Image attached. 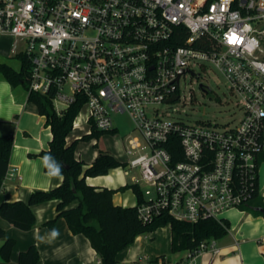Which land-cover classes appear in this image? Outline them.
Segmentation results:
<instances>
[{
	"label": "built area",
	"instance_id": "built-area-1",
	"mask_svg": "<svg viewBox=\"0 0 264 264\" xmlns=\"http://www.w3.org/2000/svg\"><path fill=\"white\" fill-rule=\"evenodd\" d=\"M2 36L12 38L9 56L29 61V93L50 97L59 115L81 104L72 126L79 138L116 130L112 113L131 116L142 139L128 140L125 154L138 155L125 167L140 168L155 188L138 206L144 223L165 212L223 221L225 211H245L262 195L264 0H0ZM209 66L227 80L241 117L172 118L181 79ZM13 174L9 168L6 178ZM219 250L210 238L184 259L196 264ZM132 264L182 263L162 256Z\"/></svg>",
	"mask_w": 264,
	"mask_h": 264
},
{
	"label": "crops",
	"instance_id": "crops-1",
	"mask_svg": "<svg viewBox=\"0 0 264 264\" xmlns=\"http://www.w3.org/2000/svg\"><path fill=\"white\" fill-rule=\"evenodd\" d=\"M5 38L11 37L2 36L0 41ZM9 42L12 41L9 39ZM2 48L0 46V62L14 67L8 60H19L9 56L7 48ZM30 95L26 86L12 85L0 74V135L12 133L14 138L9 162L14 174L3 183L0 203L27 201L35 192L60 185L64 178L62 174L53 175L47 169L44 153L50 150L52 128L46 114L40 111ZM69 136L67 141L71 143L75 139L70 140ZM98 153L99 150L95 151L87 161L76 150V156L84 161V169L92 164ZM86 180L91 185L115 189L113 201L118 205L134 206L138 203L132 184H138L143 194L140 181L134 175L129 176L125 165L112 168L105 175L88 176ZM143 197L145 199L144 194ZM57 204L58 200L34 204L32 208L36 214V224L30 230H22L0 215V227L5 229L8 237L16 240L10 260L5 261L0 256V264H18L20 252L31 244L39 249L38 264H101L88 237L73 233L64 217L58 219L55 234H51L44 225L57 215ZM239 211L231 212L228 233L216 238L219 252L198 255L196 264H264V215L255 216L252 212ZM246 227L250 228L248 234L245 233ZM159 228H162V233ZM159 228L149 234L138 235L132 244L119 252V264H132L136 260L146 263L162 256H166L171 263L193 264L184 259L185 251L171 252L170 225ZM3 242L4 239H0V247Z\"/></svg>",
	"mask_w": 264,
	"mask_h": 264
},
{
	"label": "trees",
	"instance_id": "trees-1",
	"mask_svg": "<svg viewBox=\"0 0 264 264\" xmlns=\"http://www.w3.org/2000/svg\"><path fill=\"white\" fill-rule=\"evenodd\" d=\"M29 67V61L26 58H23L19 69H15L7 62H0V74L12 85L21 84L27 87ZM30 99L39 105L42 113L46 114L52 128L53 138L50 150L44 153L47 169L53 175L62 174L64 178L60 185L47 191L35 192L27 201L0 203V215L14 226L22 230L32 229L36 224V214L32 206L45 201L58 200L57 215L47 220L44 225L48 227L51 234H55L58 219L64 217L73 233H81L88 237L101 264H119V252L132 244L138 235L152 232L166 225H170L171 228L172 253L194 250L202 241L221 238L228 233L230 229L228 219L217 221L209 218L190 222L177 219L165 212L152 221L144 223L138 216V206L144 201L138 184L131 186L138 197L136 205L115 204L113 201L115 189L91 185L86 179L88 176L105 175L112 168L125 163L110 151L99 150L92 164L84 169V161L76 156L79 140L99 135L102 131L93 130L91 134H86L71 143L67 141L81 104L75 103L59 115L50 97L33 92ZM13 144L12 133L0 135V191L9 170ZM262 161H264V155ZM249 205L255 216L264 215L262 211L264 197L257 191L249 201ZM0 239H4L0 247V256L8 261L16 240L8 237L2 227H0ZM39 261L40 252L35 244L29 245L18 256V264H38Z\"/></svg>",
	"mask_w": 264,
	"mask_h": 264
},
{
	"label": "rangeland",
	"instance_id": "rangeland-1",
	"mask_svg": "<svg viewBox=\"0 0 264 264\" xmlns=\"http://www.w3.org/2000/svg\"><path fill=\"white\" fill-rule=\"evenodd\" d=\"M9 39L12 41L11 38H5L0 41V46L3 47L2 49L7 48V50H9L11 45ZM8 61L16 68L20 67V63L15 59H10ZM195 72V75L187 74L181 79L179 92L182 95V99L181 101L173 103L169 108L172 112V118H182L184 121L191 123L198 121H210L219 124L235 123L242 114L237 108L236 98L231 94L229 84L225 77L211 66H209L207 70L195 67ZM200 84L208 87L209 90L205 91ZM163 107L168 108L167 105ZM112 119L114 127L116 128L115 131H102L99 135L79 140L77 152L80 153L85 160H90L95 151L98 150L110 151L125 164L129 159L138 155L136 151L134 154L128 156L125 154L124 150L130 138L138 137L142 139L141 133L135 129L134 121L131 116L128 113H112ZM79 134V131H72L69 134V139L73 140L79 138ZM146 151L147 149L144 148L141 150V152ZM126 169L128 170L129 176L134 175L140 181L143 194L146 198L155 194V188L142 179L140 168L128 167ZM259 189L264 196V161L259 168ZM234 210L237 209L225 211L221 217L232 220L231 212ZM246 211L251 212V208H246L244 212ZM159 229V232L162 233V228ZM249 229V227L245 228L246 234H248ZM180 253H182V251Z\"/></svg>",
	"mask_w": 264,
	"mask_h": 264
},
{
	"label": "water",
	"instance_id": "water-1",
	"mask_svg": "<svg viewBox=\"0 0 264 264\" xmlns=\"http://www.w3.org/2000/svg\"><path fill=\"white\" fill-rule=\"evenodd\" d=\"M181 72H183V71H181ZM200 86L203 87V84H200ZM176 98H177V95H174V96H173V99H176ZM262 211H263V213H264V210H262Z\"/></svg>",
	"mask_w": 264,
	"mask_h": 264
}]
</instances>
